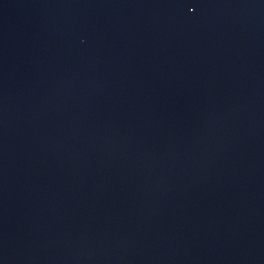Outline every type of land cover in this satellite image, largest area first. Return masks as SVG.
Masks as SVG:
<instances>
[{
  "label": "water",
  "instance_id": "water-1",
  "mask_svg": "<svg viewBox=\"0 0 264 264\" xmlns=\"http://www.w3.org/2000/svg\"><path fill=\"white\" fill-rule=\"evenodd\" d=\"M0 264H264V0H0Z\"/></svg>",
  "mask_w": 264,
  "mask_h": 264
}]
</instances>
